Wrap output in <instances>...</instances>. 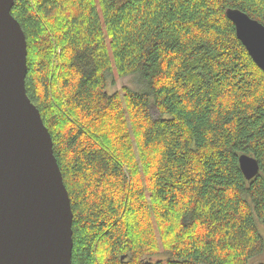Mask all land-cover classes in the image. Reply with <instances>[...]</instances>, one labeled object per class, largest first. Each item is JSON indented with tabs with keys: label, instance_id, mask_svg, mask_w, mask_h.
Returning a JSON list of instances; mask_svg holds the SVG:
<instances>
[{
	"label": "trees",
	"instance_id": "16d2710c",
	"mask_svg": "<svg viewBox=\"0 0 264 264\" xmlns=\"http://www.w3.org/2000/svg\"><path fill=\"white\" fill-rule=\"evenodd\" d=\"M229 7L264 24V0L14 1L72 264H264V70ZM114 71L139 85L111 91Z\"/></svg>",
	"mask_w": 264,
	"mask_h": 264
},
{
	"label": "water",
	"instance_id": "95a60500",
	"mask_svg": "<svg viewBox=\"0 0 264 264\" xmlns=\"http://www.w3.org/2000/svg\"><path fill=\"white\" fill-rule=\"evenodd\" d=\"M15 0H0V264H72L73 209L40 109L27 93L28 44L13 15ZM238 38L264 70V24L227 8ZM247 179L258 159L241 154Z\"/></svg>",
	"mask_w": 264,
	"mask_h": 264
},
{
	"label": "rangeland",
	"instance_id": "374dc122",
	"mask_svg": "<svg viewBox=\"0 0 264 264\" xmlns=\"http://www.w3.org/2000/svg\"><path fill=\"white\" fill-rule=\"evenodd\" d=\"M113 78L114 79H113V81L111 82V84L109 86V89L111 91H115V90L121 91L125 85L131 86V87H136L137 85H139V82H138V79H137L136 75L119 76L118 73L116 71H114ZM151 114L153 116H158L159 115V111L156 109V107L152 106ZM155 258H157V259H159V258L160 259H165L166 258V254L165 253H161L158 256H156ZM254 261L255 262L264 261V254H262V256H260V257H256L254 259Z\"/></svg>",
	"mask_w": 264,
	"mask_h": 264
},
{
	"label": "bare ground",
	"instance_id": "6f19581e",
	"mask_svg": "<svg viewBox=\"0 0 264 264\" xmlns=\"http://www.w3.org/2000/svg\"><path fill=\"white\" fill-rule=\"evenodd\" d=\"M74 218V217H73Z\"/></svg>",
	"mask_w": 264,
	"mask_h": 264
}]
</instances>
